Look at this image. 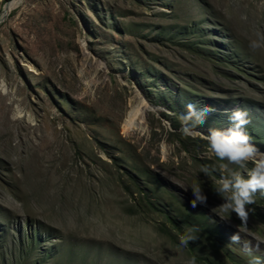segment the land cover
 <instances>
[{
	"label": "rangeland",
	"instance_id": "1",
	"mask_svg": "<svg viewBox=\"0 0 264 264\" xmlns=\"http://www.w3.org/2000/svg\"><path fill=\"white\" fill-rule=\"evenodd\" d=\"M2 17L0 264H248L245 242L264 259V195L242 224L213 190L252 162L221 169L203 139L241 109L264 152V0H0ZM189 99L210 111L184 131Z\"/></svg>",
	"mask_w": 264,
	"mask_h": 264
},
{
	"label": "clouds",
	"instance_id": "2",
	"mask_svg": "<svg viewBox=\"0 0 264 264\" xmlns=\"http://www.w3.org/2000/svg\"><path fill=\"white\" fill-rule=\"evenodd\" d=\"M257 42L252 41L250 47H257ZM187 107L180 112L181 129L187 131L191 125L202 122L206 119V113L210 111L207 105H197L189 99L186 101ZM230 126L226 129H210L203 137L210 155L215 156L221 163V169L227 168L229 164L244 167L247 162H252V167L247 176H242L239 171L228 169V174L221 173L215 182L214 192L222 198L219 205L221 212L235 213L242 224L246 223L248 212L245 205L253 202V197L259 190L260 195H264V152L249 142V136L243 130V126L248 123L247 114L244 110H232L228 117ZM200 171L208 175L209 168L201 166ZM191 190L189 204L195 207L198 203L203 205L206 202V195L202 191L201 184L193 180L185 188ZM198 229L189 226L178 236V244L187 246L189 241L198 239ZM240 235L234 232L230 235L229 241L238 242ZM242 250L249 257L248 264H264V259L254 255L252 248L247 242L242 246Z\"/></svg>",
	"mask_w": 264,
	"mask_h": 264
},
{
	"label": "bare ground",
	"instance_id": "3",
	"mask_svg": "<svg viewBox=\"0 0 264 264\" xmlns=\"http://www.w3.org/2000/svg\"><path fill=\"white\" fill-rule=\"evenodd\" d=\"M6 12H7V10H6ZM136 108V107H135ZM133 112V111H132ZM133 115H136V112H133V113H130L128 116H127V118H125L124 119V121L122 122V124H121V128H122V131L123 132H126V131H128L130 128H133ZM135 117V116H134ZM224 129H226V128H224ZM12 186V185H11ZM8 187V186H7ZM4 192H3V196H4V198L6 199V197H7V192H6V190H4V189H2ZM1 193H2V191H1ZM23 193V192H22ZM6 202L7 203H9V204H12L11 202H9L7 199H6ZM13 205V204H12ZM37 255V254H36Z\"/></svg>",
	"mask_w": 264,
	"mask_h": 264
},
{
	"label": "water",
	"instance_id": "4",
	"mask_svg": "<svg viewBox=\"0 0 264 264\" xmlns=\"http://www.w3.org/2000/svg\"><path fill=\"white\" fill-rule=\"evenodd\" d=\"M4 15V14H3ZM2 19H3V17L2 18H0V22L2 21Z\"/></svg>",
	"mask_w": 264,
	"mask_h": 264
}]
</instances>
